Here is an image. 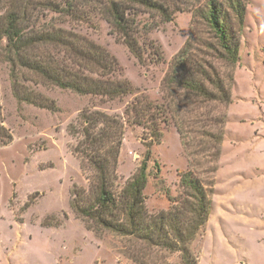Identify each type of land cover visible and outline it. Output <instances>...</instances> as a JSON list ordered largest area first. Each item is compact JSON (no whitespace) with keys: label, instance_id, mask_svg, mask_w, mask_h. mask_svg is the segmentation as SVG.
Listing matches in <instances>:
<instances>
[{"label":"rangeland","instance_id":"1","mask_svg":"<svg viewBox=\"0 0 264 264\" xmlns=\"http://www.w3.org/2000/svg\"><path fill=\"white\" fill-rule=\"evenodd\" d=\"M51 1L64 9L71 4L73 12L38 7L33 28L61 29L103 48L119 69L110 79L128 82L132 93L114 100L79 95L23 69L13 71L6 41L0 42V264H180L178 253L116 235L70 208L72 191L89 195L94 183L82 144L83 117L93 113L122 125L114 190L149 154L144 202L150 215L168 210L169 199L180 196L186 171L212 189L208 219L189 246L196 264H264V0H245L235 64L217 57L215 39L197 17L207 0H152L163 13L132 6V34L142 61L104 20L105 0ZM5 6L0 3V15ZM185 47L222 77L229 103L166 88L170 64ZM49 50L68 59L63 50ZM17 85L53 101L56 109L20 100ZM144 101L168 106L156 119L159 139L131 124L126 113Z\"/></svg>","mask_w":264,"mask_h":264},{"label":"trees","instance_id":"2","mask_svg":"<svg viewBox=\"0 0 264 264\" xmlns=\"http://www.w3.org/2000/svg\"><path fill=\"white\" fill-rule=\"evenodd\" d=\"M5 11L0 15V42L6 41L7 60L13 71L23 69L43 82L79 95L104 97L109 100L132 93L126 81H114L110 77L119 69L116 60L103 48L61 29L39 31L34 29L33 19L38 7L72 13V5L64 9L60 4L45 0H0ZM145 7L165 12L152 0H105L101 15L113 32L122 37L130 53L142 61V54L133 36L132 6ZM213 35L217 57L230 64L239 59L240 33L246 15L245 0H207L196 9ZM57 49L68 56L59 60L50 52ZM204 61L194 59L188 48L182 49L172 60L165 77L166 88L181 89L206 102H230V93L222 77ZM15 96L20 100L51 111L56 109L53 101L16 86ZM167 107L144 101L126 109L131 124L147 127L160 138L156 126L157 118ZM152 110V112H151ZM83 141L85 155L95 172L91 193L73 190L70 208L83 221L89 220L102 229L123 237H131L149 246L178 253L180 264H196L190 251V243L206 223L211 211L210 195L202 181L192 171L180 175L182 190L176 199H169L171 206L155 215L148 213L144 190L147 184V162L149 154L137 172L116 191L112 175L117 163L121 142L122 125L115 119L100 113L84 115ZM215 141L220 136L205 133Z\"/></svg>","mask_w":264,"mask_h":264}]
</instances>
